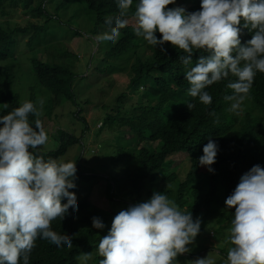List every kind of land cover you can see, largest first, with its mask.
Masks as SVG:
<instances>
[{
    "label": "trees",
    "instance_id": "16d2710c",
    "mask_svg": "<svg viewBox=\"0 0 264 264\" xmlns=\"http://www.w3.org/2000/svg\"><path fill=\"white\" fill-rule=\"evenodd\" d=\"M19 2L32 17L46 19L41 23L29 20L25 25L14 27L0 22V61L13 59L0 68V115H6L22 104L18 92L13 89L16 56L20 55L16 52L19 46L16 44L22 45L21 37L28 36L23 44L39 48L37 55L28 61L36 85L47 95L44 114L56 119L59 116L54 115L56 110L60 111V103L70 101L72 103L67 104L78 107L81 95L77 94L76 86L83 75L65 62V59L75 56L68 50L61 52V58L44 59L42 48L53 44L50 43L51 35H60L56 34L51 24L56 19L61 22L57 16L50 14L48 5L53 3L56 15H59L60 10L70 8L73 11L72 5L75 4L76 14L84 10L92 19L91 33L96 36L109 30L105 23L107 17L119 15L117 0H0V11L7 14ZM138 3L139 0H133V5L123 17L128 20V25L120 29V38L115 44L104 41V47L99 48L98 41V44L94 43L97 47L92 54V59L96 58L94 69L101 75L123 73L131 68L124 93L117 98V102L123 104L122 110L113 115L108 113L99 128V131L112 130L115 140L114 149L105 155L106 168L99 172H105V176L87 173L78 164V159L75 160L73 155L66 156L74 146L83 145L85 129L79 137L62 126L47 130L45 116H41L46 132H50L56 145L33 154H42L45 160L54 159L58 163L76 161V187L70 191L76 193L78 212L69 208L63 220L58 218L51 225L54 231L69 235L73 247H57L37 238L29 264H83L79 259L81 253H91L88 263L99 264L102 257L97 253L98 244L108 235L113 218L122 210L121 206L126 209L137 204L143 200L147 190L156 185L161 187L159 192L174 201L181 211L215 217L220 230H229L235 209L226 208V198L232 194L243 173L256 164L264 167V73L257 72L249 96L243 102L244 111L239 115L227 111L231 102L224 100L226 95L233 94L227 84L237 78L231 74L205 89L212 96L210 105L200 103L198 98L188 94L190 85L185 80V66L180 61L184 53L170 42L163 45L166 51H162L161 46L149 45L135 34L134 12ZM168 7H183L187 13L196 12L201 9V0H175ZM240 27L243 44L252 38L254 32L243 28V18ZM73 34L79 32L74 30ZM156 35L158 39L162 36L158 31ZM23 50L26 49L23 47ZM202 55L208 53L195 51L193 62L188 67L195 66ZM110 67L111 70H108ZM27 101L38 106L33 93ZM188 102L195 104L192 111L187 107ZM79 118L84 119L82 116ZM29 120L34 123L31 115ZM209 139L218 145L216 162L211 166L214 172L199 163V157L204 154L203 147ZM100 145L104 146L105 142ZM96 183L105 184L110 210H101L89 196H81L82 186L90 184L92 189ZM62 202L67 203V199ZM93 217H99L105 227L94 228ZM218 233L221 234V231ZM196 248L178 255L173 264H192L193 260L207 253L214 256L224 254L227 258L226 249H220L218 253L209 247L199 245Z\"/></svg>",
    "mask_w": 264,
    "mask_h": 264
},
{
    "label": "clouds",
    "instance_id": "9594fccd",
    "mask_svg": "<svg viewBox=\"0 0 264 264\" xmlns=\"http://www.w3.org/2000/svg\"><path fill=\"white\" fill-rule=\"evenodd\" d=\"M175 0H139L134 16L135 34L149 45L170 42L184 55L188 94L204 105L212 103L205 91L208 86L227 79L233 94L227 111L239 115L249 96L257 72L264 73V0H201V9L187 13L183 7L169 8ZM133 0H117L119 15L107 17L109 30L95 39L115 44L120 29L128 25L124 19ZM243 28L254 32L246 43L241 42ZM157 31L162 34L158 39ZM203 50L195 66L193 53ZM37 103L24 101L6 115H0V264H29L37 238L57 247H73L69 235L52 229V221L63 220L69 208L78 212L75 192L76 161L57 162L35 156L48 143V133L41 120L43 98ZM189 110L195 104L186 103ZM215 113H213L214 115ZM34 117V123L29 116ZM218 122V121H217ZM41 153V152H40ZM201 166L210 172L217 158L218 145L212 139L203 147ZM67 203H63V199ZM228 209H235L228 237L232 245L227 264H264V167L253 165L240 177L239 183L225 200ZM92 226L105 227L99 217ZM201 230V219L183 212L176 203L160 192L150 199L130 205L113 218L108 235L97 248L99 264H173L178 255L191 251L188 245ZM83 264L91 253H81ZM193 264H214L210 256L193 260Z\"/></svg>",
    "mask_w": 264,
    "mask_h": 264
},
{
    "label": "rangeland",
    "instance_id": "374dc122",
    "mask_svg": "<svg viewBox=\"0 0 264 264\" xmlns=\"http://www.w3.org/2000/svg\"><path fill=\"white\" fill-rule=\"evenodd\" d=\"M53 8H52V7ZM48 5L49 12L52 16H57L61 19V22L56 19L51 24L55 29L58 36H50V43L42 48L44 59L53 60L55 57L61 58V52L63 50H68L75 56L70 57V59H65L66 63H69L73 68L81 75L83 79L79 80L76 86L77 94L81 95L78 99V107L75 105H70L72 102L60 103V111H55V116H59L56 119H50L44 114V109L46 108V92L40 90V88L35 83V76L30 70V64L28 59L37 55V50L39 48L31 47L27 44L25 46L27 37H21L22 45H19L16 56V78L13 83V89L18 92L20 100L23 103L27 101L29 96L33 93L36 97L43 98V114L45 116V124L47 130H54L55 128L62 126V128L68 129L75 133L78 137L81 135L83 129L85 133L82 135L83 145H76L67 153L66 156L73 157L75 160H79L78 164L87 171L89 174H99L105 176V172L99 173L101 170L104 171L106 168L105 155L107 151H111L115 147L114 133L110 129L99 131L102 122L108 113L117 114L118 110L123 107V104L117 102V98L124 93L126 88V83L131 77V68L123 73H111L109 75H101L98 71L94 69L95 59H92V54L96 51L97 40L95 39L98 35L91 33L92 19L84 10H80L77 14L75 13V4H73L72 10H60L59 15H56V6L52 3ZM57 11V10H56ZM7 14H2L0 11V22H4L5 25L14 27L15 25H25L29 20L37 23L44 22L46 17H40L36 19L31 16L30 12L24 8L22 3H18V6L12 7ZM73 15V16H72ZM88 15V16H87ZM71 17V19H68ZM66 20H70L66 21ZM76 30L79 34L74 35L73 31ZM103 34V33H101ZM99 34V35H101ZM48 41V40H47ZM24 43V44H23ZM99 48H103L105 42H98ZM97 43V44H98ZM23 47L26 50H23ZM60 55V56H59ZM13 59L0 61V68L8 65ZM91 63V64H90ZM111 70V67L108 69ZM131 96V95H130ZM39 107V105H38ZM80 110L75 114L74 112ZM243 104L242 110L243 112ZM82 116L84 119H80ZM48 133V143L43 146L40 150H46L55 147V142L51 139L50 132ZM105 142V145L101 147V143ZM29 151L35 152L31 148ZM89 171V172H88ZM99 185V187H97ZM90 184L82 186L81 196H89V199L93 204L101 210H110L108 197L105 193V184L96 183L89 188ZM150 188V187H149ZM156 188V189H154ZM161 187L158 185L150 188L145 193L143 200L140 202L147 201L151 198L153 192H159ZM139 203V202H137ZM124 210L125 207L121 206ZM185 212V211H183ZM193 220L196 218L201 219V230L195 241L188 245L192 250L198 249L196 246H203L206 248H213L216 251L220 249H228L232 246L229 242V230H220L219 224L216 222V218L206 217L203 214L192 215ZM221 231V234L218 233ZM204 254V252H201ZM217 253V254H218ZM210 256L214 259V264H227V258L224 254H219V256L211 255L207 253L204 257ZM197 259V258H196ZM87 264L88 261H87ZM193 264V262H192Z\"/></svg>",
    "mask_w": 264,
    "mask_h": 264
}]
</instances>
